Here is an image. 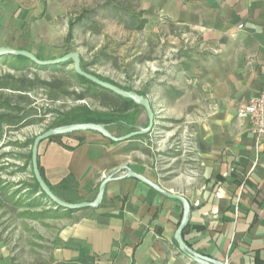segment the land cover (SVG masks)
Segmentation results:
<instances>
[{"label":"crops","instance_id":"1","mask_svg":"<svg viewBox=\"0 0 264 264\" xmlns=\"http://www.w3.org/2000/svg\"><path fill=\"white\" fill-rule=\"evenodd\" d=\"M53 2L0 1V45L40 59L61 57H42L31 48L54 50L43 46L55 43L62 31L54 22ZM138 10L147 25L195 44L186 68H177L187 74L186 89L172 86L167 93L158 87L156 92L166 106L202 110L191 135L198 170L161 180L138 161L149 152L131 149L133 141L115 143L95 132H75L41 143L42 176L64 198L91 202L104 178L130 167L190 202L183 239L193 250L225 264H264V136H255L250 120L238 116V109L264 90V0H139ZM25 28L28 46L13 45L11 34ZM69 176L74 184L59 189ZM182 213L178 200L143 182L113 181L97 209L73 214L41 264H195L174 239ZM6 251L1 242L0 264H10L2 254Z\"/></svg>","mask_w":264,"mask_h":264},{"label":"rangeland","instance_id":"2","mask_svg":"<svg viewBox=\"0 0 264 264\" xmlns=\"http://www.w3.org/2000/svg\"><path fill=\"white\" fill-rule=\"evenodd\" d=\"M106 1L43 0L45 5L53 2L54 22L62 31L55 43L43 45L51 46L54 50L49 49L48 53L44 49L40 51L37 44L31 48L39 51L42 57L56 54L64 56L70 52H77L90 72L122 87L132 88L133 91L148 93L147 97L155 112L156 125L146 138L131 143V149L141 148L149 152V155L143 157L137 151L133 153L134 158L138 160L137 158L142 156L138 161L141 160L153 168L161 180H170L177 175L197 171L198 165L193 156L191 137L192 122L202 110L194 107L184 110L176 105L166 106L161 102V93L156 92L158 87L165 88L167 93L173 90L172 86L186 89L187 86L184 84L187 74L178 72L177 68H186L185 59L193 55L195 44L191 38L180 35L172 37L169 32L159 29L154 23L150 25L146 23L142 30H130L117 17L110 14L109 10L104 9ZM136 6L138 9V3ZM89 11L95 13L91 14ZM85 15L88 17L80 21L79 19ZM27 33L29 28L17 30L11 34L13 37L11 36L10 42L17 47L28 46L25 41L29 39L25 38ZM68 70H72V66H69ZM5 72L6 69L0 66V74ZM42 76L65 78L63 73H45ZM37 97L41 105L46 104L42 93ZM87 104L93 110L99 108L96 102L88 101ZM73 106H79V103L67 101L56 105L62 111ZM137 113L138 124L146 125L148 120L145 111L139 108ZM53 122L54 118L49 117L43 124L25 128L12 137L20 142L35 139L53 128ZM31 148L23 150V153L28 154ZM66 197L74 199L73 195ZM70 221L47 219L33 222L17 218L11 221V216L0 218V229L6 230L2 242L7 247V251L2 254L7 257L10 264H41L47 254L54 249L59 232Z\"/></svg>","mask_w":264,"mask_h":264},{"label":"trees","instance_id":"3","mask_svg":"<svg viewBox=\"0 0 264 264\" xmlns=\"http://www.w3.org/2000/svg\"><path fill=\"white\" fill-rule=\"evenodd\" d=\"M138 2L139 0H107L103 7L128 29L142 30L147 20L143 18V12L136 9ZM85 17L88 16H82L79 20ZM74 24L75 22L71 25ZM0 66L6 69L4 74H0V218L11 216V221L17 218L33 222L47 219L71 220L76 211L57 207L42 192L34 178L31 150L28 154L23 153V150L32 147L34 139L20 142L12 136L25 128L43 124L52 117L53 127L76 123L104 124L119 137L121 135L116 132L129 134L136 131L139 126L137 110L140 107L77 75L73 70H68L67 64L41 67L24 57H4L0 59ZM82 68L103 81L133 91L132 88L122 87L90 72L83 59ZM45 73H63L65 78L42 76ZM40 93L44 97V105H41L37 97ZM67 101L79 103V106L66 111L56 107L58 103ZM88 101L96 102L99 108L93 110L88 106ZM146 126L147 124L143 127ZM147 136H140L132 141L142 140ZM40 172L42 174L41 169ZM70 184H74L72 176L65 179L59 189H67ZM51 190L59 198L74 203L61 196L54 188ZM5 231L0 229V243Z\"/></svg>","mask_w":264,"mask_h":264},{"label":"water","instance_id":"4","mask_svg":"<svg viewBox=\"0 0 264 264\" xmlns=\"http://www.w3.org/2000/svg\"><path fill=\"white\" fill-rule=\"evenodd\" d=\"M4 57H24L37 66L41 67H51V66H58V65H69L72 66V70L79 76L84 77L88 81L96 84L97 86L114 93L115 95L133 101V103L140 108H142L147 116V126H138L136 131L131 132L129 134L123 136H116L113 134L106 125L104 124H94V123H76L70 125H63L59 127H53L48 129L47 131L43 132L42 134L38 135L33 142L31 148V167L34 178L38 183L42 192L57 206L63 208L65 210H72V211H80V210H87V209H97L104 198L105 191L107 185L113 181L125 179V178H134L144 184L150 186L155 191L163 194L165 197L178 200L183 207L182 218L179 224V227L175 233L174 239L178 245L180 252L186 255L192 262L195 264H225L221 261L213 260L203 254L198 253L197 251L193 250L191 247L187 245V243L183 239V232L187 228L190 220L191 215V204L190 202L182 195L175 194L164 190L160 185L152 182L151 180L147 179L145 176L138 174L133 171L130 167H124L117 172H113L106 178L102 180L99 185L96 197L91 202H80V203H69L58 196H56L53 191L51 190L50 186L46 183L43 179V176L39 169V147L41 143L47 141L49 139L64 136L68 134H72L75 132H95L107 140H110L115 143H122L132 141L134 138L149 135L154 130L156 125V117L155 112L153 110V106L151 101L147 96H143L136 91H128L124 88H121L117 85L112 83L106 82L101 80L100 78L85 72L82 68V57L77 52H70L64 56L55 58V59H40L34 53L27 51V50H16L7 46L0 45V59ZM122 171H125L123 174L120 175ZM120 175V176H119Z\"/></svg>","mask_w":264,"mask_h":264},{"label":"built area","instance_id":"5","mask_svg":"<svg viewBox=\"0 0 264 264\" xmlns=\"http://www.w3.org/2000/svg\"><path fill=\"white\" fill-rule=\"evenodd\" d=\"M238 116L250 120L252 133L255 136L259 138L264 136V90L253 95L246 104L241 106L238 109Z\"/></svg>","mask_w":264,"mask_h":264}]
</instances>
